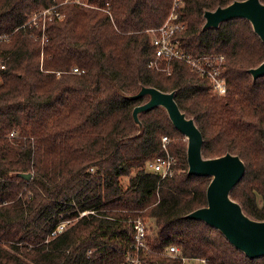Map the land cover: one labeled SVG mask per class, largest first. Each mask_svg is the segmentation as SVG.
<instances>
[{"label":"trees","instance_id":"trees-1","mask_svg":"<svg viewBox=\"0 0 264 264\" xmlns=\"http://www.w3.org/2000/svg\"><path fill=\"white\" fill-rule=\"evenodd\" d=\"M174 1L0 0V264H184L170 246L207 264H264L186 218L207 205L211 180L188 174L187 144L165 110L140 115L141 133L133 121L145 100L128 95L142 86L175 92L203 135L204 157L244 161L232 198L264 221V77L248 71L264 61V44L243 19L203 29L206 11L236 0H181L182 48L224 55L228 93L211 94L183 62L170 74L151 68L150 31ZM163 136L176 158L166 178L148 171ZM139 218L152 224L146 250L134 239Z\"/></svg>","mask_w":264,"mask_h":264},{"label":"water","instance_id":"water-1","mask_svg":"<svg viewBox=\"0 0 264 264\" xmlns=\"http://www.w3.org/2000/svg\"><path fill=\"white\" fill-rule=\"evenodd\" d=\"M247 20L264 44V3L261 0H236L225 7L204 13L203 29L219 28L222 23ZM254 80L264 77V61L248 70ZM175 92H163L155 87L142 86L137 93L128 95L131 100L144 99L137 105L132 118L143 131L140 115L163 108L172 123L187 140L188 174L210 178L207 188V205L189 213L186 218L205 223L219 231L237 250L251 259L264 257V221L255 220L232 198V192L246 174V165L238 156L227 153L215 158L203 155L204 138L194 118L183 112L175 99ZM19 176L30 180V173Z\"/></svg>","mask_w":264,"mask_h":264},{"label":"built area","instance_id":"built-area-1","mask_svg":"<svg viewBox=\"0 0 264 264\" xmlns=\"http://www.w3.org/2000/svg\"><path fill=\"white\" fill-rule=\"evenodd\" d=\"M180 3L181 0H175L172 11L166 21L159 28L150 31L155 55L154 61L151 62L149 67L170 74L172 62H183L194 72L209 81L213 93L217 96H225L228 91L227 81L223 77L224 65L226 63L225 56L193 57L182 48L178 36L186 29V24L181 20L177 10ZM2 68L4 67L2 66ZM73 72L82 73L78 68H73ZM11 136H14V133ZM169 143L170 139L163 136L162 154L158 155L148 165V171L159 174L162 178L173 176L175 173L176 158L169 151ZM83 214L85 215L86 213ZM134 224L136 248H145V239L147 240L145 223L142 219H138L134 221ZM64 228L65 224L59 227V231H63ZM167 253L174 258H182L184 264L188 263L189 259L182 257L181 250L177 246H170L167 249ZM201 261L206 264L205 260Z\"/></svg>","mask_w":264,"mask_h":264},{"label":"rangeland","instance_id":"rangeland-1","mask_svg":"<svg viewBox=\"0 0 264 264\" xmlns=\"http://www.w3.org/2000/svg\"><path fill=\"white\" fill-rule=\"evenodd\" d=\"M82 1H85V3L87 4V0H82ZM174 3V2H173ZM48 12L47 11H45L44 12V14L42 15L43 16V18L42 19H40V21L42 20V21H47V19L48 18H46V14H47ZM35 20L37 19V17H35L34 18ZM45 31V29H43V32ZM41 46H44V45H46L45 44V42H44V39H42V41H41ZM211 92V94H214V95H216L215 93H213L212 91H210ZM227 93H228V91H227ZM163 109V108H162ZM184 141L186 142V144H187V140L185 139V137H184ZM172 143H174V141L172 140ZM259 204L261 205V198H259ZM139 219H141V218H139ZM144 223H145V227H146V232H147V236L149 237L150 235H152V233H153V230H152V224L149 222V221H144ZM65 226H66V224H65ZM147 238V237H146ZM146 245H147V240L145 239V250H146ZM168 255V254H167ZM169 256V255H168ZM188 263L189 264H205V263H203L201 260H199V259H189L188 260ZM187 263V264H188ZM207 264V263H206Z\"/></svg>","mask_w":264,"mask_h":264}]
</instances>
